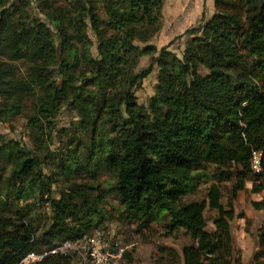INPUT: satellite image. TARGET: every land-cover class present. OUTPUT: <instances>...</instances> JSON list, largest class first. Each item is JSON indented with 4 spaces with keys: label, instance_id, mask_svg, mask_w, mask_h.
I'll return each mask as SVG.
<instances>
[{
    "label": "trees",
    "instance_id": "obj_1",
    "mask_svg": "<svg viewBox=\"0 0 264 264\" xmlns=\"http://www.w3.org/2000/svg\"><path fill=\"white\" fill-rule=\"evenodd\" d=\"M163 3L0 0V119L24 117L28 139L0 134V264L29 253L44 254L31 264H76L48 251L104 232L102 174L119 219L190 237L180 253L159 248L173 263L242 264L233 201L248 181L264 191V0H213L181 47L157 48ZM155 65L154 93L140 103ZM67 111L74 118L59 125ZM203 182L206 199L186 200ZM207 208L217 211L212 230ZM255 237L252 264H264V219Z\"/></svg>",
    "mask_w": 264,
    "mask_h": 264
},
{
    "label": "rangeland",
    "instance_id": "obj_2",
    "mask_svg": "<svg viewBox=\"0 0 264 264\" xmlns=\"http://www.w3.org/2000/svg\"><path fill=\"white\" fill-rule=\"evenodd\" d=\"M33 1V0H31ZM33 6V5H32ZM34 8V6H33ZM213 12L212 0H164L162 8V18L158 32L149 41L150 44L160 48L164 45L172 43L171 47L182 46V34L187 28L196 25L202 17H207ZM151 63V57L146 55L140 59L139 69L147 67ZM157 66H154L153 71L144 79L140 89L136 91L138 102L147 103L149 97L154 93V85L156 83ZM28 110H26V115ZM22 115V116H24ZM74 118L70 112H64L60 117L59 125H64ZM25 119L18 116L11 120L0 119V134L7 138L21 139L27 142L25 134ZM210 182H203L198 189L186 197V200H202L206 199L207 187ZM99 185L101 192L104 194V201L101 206L107 212L108 218L105 219L103 227H100L105 232L106 240L113 245V248H125L124 264H179L173 263L169 255L159 251L160 247L167 246L175 249L178 253L182 247L191 242V239L186 235L183 229L177 230L173 235L166 236L164 234L165 227L162 224L151 223L148 228L141 229L138 232V224L130 223L127 220L119 219L120 208L112 191L113 181L110 174H102L96 182ZM251 182H246L244 190L237 193L236 199L233 201V209L236 215L243 214L244 216H236L231 221V229L235 239L242 246V242L246 243L245 253L249 254L253 249V239L244 232L242 238L238 232L244 227V230H249L252 234L255 232L256 223L259 224L264 216V208L255 210L250 201L253 197L261 195V193L253 194L250 192ZM222 190L221 201L226 205L232 188V182L226 181L220 184ZM226 207V206H225ZM252 210L256 213L253 218L245 216L246 210ZM217 216V211L207 208L205 217L207 220V229H214V218ZM243 219V220H242ZM241 221H244L242 224ZM247 221H250L247 224ZM249 251V252H248ZM30 262L29 264H31ZM21 264V263H20Z\"/></svg>",
    "mask_w": 264,
    "mask_h": 264
},
{
    "label": "built area",
    "instance_id": "obj_3",
    "mask_svg": "<svg viewBox=\"0 0 264 264\" xmlns=\"http://www.w3.org/2000/svg\"><path fill=\"white\" fill-rule=\"evenodd\" d=\"M259 153L253 154V167L259 169ZM102 230L96 229L91 234L85 235L82 239L66 240L57 243L50 254H74L76 264H124L125 248H113ZM44 254L37 255L29 253L21 260V264L40 260Z\"/></svg>",
    "mask_w": 264,
    "mask_h": 264
},
{
    "label": "crops",
    "instance_id": "obj_4",
    "mask_svg": "<svg viewBox=\"0 0 264 264\" xmlns=\"http://www.w3.org/2000/svg\"><path fill=\"white\" fill-rule=\"evenodd\" d=\"M212 5H213V0H212ZM262 199H264V191L261 193V195H258L257 197H253L252 198V200H262ZM245 216L247 218H253V217L256 216V213L249 209V210H246ZM263 219H264V216H263ZM241 223L243 224L244 221H241ZM260 223L259 224L256 223V227L254 229L255 232L253 234L251 232L247 231V230H244V227L241 230V232H238L241 235L240 238H242L244 236V232H245V233L249 234L251 236V238L253 239V243H254L253 249H252V251L249 254L245 253V248H243V245H244V247H246V243L242 242V246H241V244L237 240V236H236V247L241 251L242 264H252V255L255 252V250L257 249V240H256V237H255V233H256V230L259 227Z\"/></svg>",
    "mask_w": 264,
    "mask_h": 264
}]
</instances>
